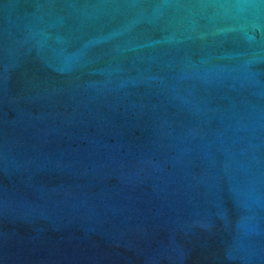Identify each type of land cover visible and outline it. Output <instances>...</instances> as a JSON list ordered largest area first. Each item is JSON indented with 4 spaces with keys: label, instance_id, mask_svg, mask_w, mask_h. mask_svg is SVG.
<instances>
[{
    "label": "water",
    "instance_id": "water-1",
    "mask_svg": "<svg viewBox=\"0 0 264 264\" xmlns=\"http://www.w3.org/2000/svg\"><path fill=\"white\" fill-rule=\"evenodd\" d=\"M0 264H264V0H0Z\"/></svg>",
    "mask_w": 264,
    "mask_h": 264
}]
</instances>
